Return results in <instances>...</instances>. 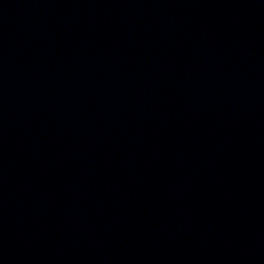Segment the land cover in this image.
I'll return each mask as SVG.
<instances>
[{"label": "water", "instance_id": "water-1", "mask_svg": "<svg viewBox=\"0 0 264 264\" xmlns=\"http://www.w3.org/2000/svg\"><path fill=\"white\" fill-rule=\"evenodd\" d=\"M0 264H264V0H0Z\"/></svg>", "mask_w": 264, "mask_h": 264}]
</instances>
